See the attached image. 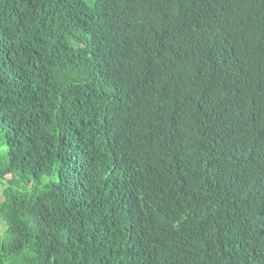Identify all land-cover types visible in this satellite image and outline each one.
Segmentation results:
<instances>
[{
  "label": "trees",
  "instance_id": "obj_1",
  "mask_svg": "<svg viewBox=\"0 0 264 264\" xmlns=\"http://www.w3.org/2000/svg\"><path fill=\"white\" fill-rule=\"evenodd\" d=\"M0 136V264H264V0H0Z\"/></svg>",
  "mask_w": 264,
  "mask_h": 264
},
{
  "label": "rangeland",
  "instance_id": "obj_2",
  "mask_svg": "<svg viewBox=\"0 0 264 264\" xmlns=\"http://www.w3.org/2000/svg\"><path fill=\"white\" fill-rule=\"evenodd\" d=\"M6 146L4 144V140H3V137L0 136V156L3 155L5 152H6ZM8 178V177H7ZM3 184L0 182V202L2 201V189H3ZM3 231V227L2 225L0 224V234L2 233Z\"/></svg>",
  "mask_w": 264,
  "mask_h": 264
}]
</instances>
